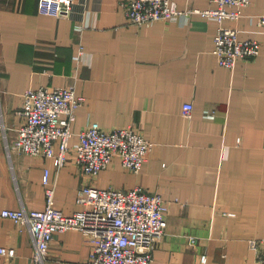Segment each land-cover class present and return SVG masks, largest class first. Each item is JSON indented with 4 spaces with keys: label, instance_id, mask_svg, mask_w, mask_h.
Returning a JSON list of instances; mask_svg holds the SVG:
<instances>
[{
    "label": "crops",
    "instance_id": "0c3cea01",
    "mask_svg": "<svg viewBox=\"0 0 264 264\" xmlns=\"http://www.w3.org/2000/svg\"><path fill=\"white\" fill-rule=\"evenodd\" d=\"M175 1L180 9L214 5ZM123 2L75 0L72 15L57 18L40 14L39 0H0V247L16 249L0 254V264H33L28 228L1 212L43 209L45 169L56 181L57 207L66 214L83 208L77 195L88 181L73 148L58 170L52 158L14 146L26 90L69 84L86 97L71 145L89 121L132 125L154 142L139 173L115 156L95 179L103 188L140 185L167 201L168 225L152 264H259L251 241L264 236V27L256 16L264 0L223 23L262 45L234 69L214 53L217 21L194 13L137 26ZM187 102L191 117L183 113ZM89 252L80 230L57 232L46 264H87Z\"/></svg>",
    "mask_w": 264,
    "mask_h": 264
},
{
    "label": "built area",
    "instance_id": "2783aa9c",
    "mask_svg": "<svg viewBox=\"0 0 264 264\" xmlns=\"http://www.w3.org/2000/svg\"><path fill=\"white\" fill-rule=\"evenodd\" d=\"M208 8L180 9L175 0H124L128 22L150 26L159 20L188 21L198 13L219 23L214 37V53L221 66L234 69L241 59L257 57L261 42L255 38H241L235 27L224 25L226 19H239L243 8L252 0H210ZM75 0H39L38 12L53 17H70ZM264 27V12L256 15ZM78 29L88 27L78 23ZM83 50L77 58L80 60ZM86 97L75 85L41 86L27 89L18 114L22 124L14 146L25 153L52 158L57 169L67 162L71 148L88 183L78 190L77 202L83 208L66 214L56 205V181L45 169L43 183L46 204L43 209L5 208L1 215L25 225L33 240V264H46L51 244L57 232L80 230L90 243L87 264H152L154 250L168 225L169 204L158 192L150 193L142 186L133 188H103L95 184L101 171L115 156L127 169L139 173L148 159L154 142L132 125L107 128L98 121H89L79 132V140L70 144L74 134L77 110ZM194 105L184 104L183 113L191 117ZM195 243L196 238L191 237ZM260 249L258 263L264 264V236L252 239ZM0 254L15 256V247L1 246ZM207 256L202 255V262Z\"/></svg>",
    "mask_w": 264,
    "mask_h": 264
}]
</instances>
